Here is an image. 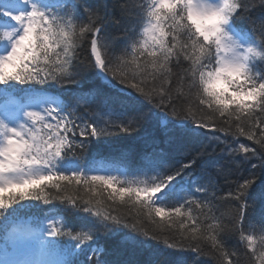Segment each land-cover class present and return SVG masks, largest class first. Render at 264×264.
<instances>
[{"label": "snow or ice", "instance_id": "snow-or-ice-1", "mask_svg": "<svg viewBox=\"0 0 264 264\" xmlns=\"http://www.w3.org/2000/svg\"><path fill=\"white\" fill-rule=\"evenodd\" d=\"M257 10L264 0H0V264H136L105 259L99 241L122 233L120 249L264 264V234H246L244 224L247 195L264 173ZM113 26L130 41L119 55L107 36ZM54 86L69 98L48 94ZM133 133L144 146L136 161L126 151L90 153L93 141ZM185 138L199 146L185 147ZM217 149L221 161L206 159ZM245 163L249 176L227 193L243 202L228 219L216 215L217 176ZM103 193L129 213L104 207ZM29 201L58 202L64 214L26 219ZM177 224L179 238L157 235ZM153 255L145 264H161Z\"/></svg>", "mask_w": 264, "mask_h": 264}, {"label": "trees", "instance_id": "trees-1", "mask_svg": "<svg viewBox=\"0 0 264 264\" xmlns=\"http://www.w3.org/2000/svg\"><path fill=\"white\" fill-rule=\"evenodd\" d=\"M103 0H89V3H101ZM119 15V13H116ZM254 16L264 15L260 10L253 13ZM236 24L240 28L248 29L250 27L247 20L244 19H237ZM139 31V30H137ZM107 36L110 40H113L116 46V54L119 55L120 50L128 43H130L128 37L124 35V29L122 27H110L107 29ZM173 82V88L177 87L175 82V78ZM54 92L58 93L60 97L64 100H67L69 89L67 88H60V87H52L50 88ZM137 133H133L130 137L125 136H112L107 138L106 142L102 141L97 143L95 141L92 142L90 145V153H97L100 157L112 159L115 158L120 152L126 151L129 154V159L136 161L139 159L140 154L144 151L143 144L137 139ZM217 136L223 137V133H215ZM212 133H209L207 137H202L200 143L207 142L210 139ZM230 144H233L234 138L228 137L227 138ZM239 144H244L249 147H257L252 141L246 139V137H239ZM185 147H198L199 144H193L187 138L183 141ZM239 144H234V146L239 147ZM223 147V145H220ZM170 151H172L170 149ZM183 153H178L175 156V159H179ZM242 155V154H241ZM206 159L210 161H221L222 157L219 154V149L217 152L210 157H206ZM252 163H258V161L253 160ZM250 164L245 163L240 167H236L235 165H227L225 172L217 176L216 182L218 185V199L215 201L216 206V215H224L225 219L230 218L232 214L235 213L237 207L243 201H237L232 197H229L227 193L229 191L234 190L235 183L237 181L242 182L244 178L249 176ZM82 194V193H81ZM91 195V193H89ZM102 199L104 200V207L111 206L112 208L116 209L117 215L126 216L129 211L131 210L129 206H121L119 203L113 204L111 201L107 200V193L102 194ZM247 202L248 207L246 208V216L244 220L245 227L248 228V232L246 234H253L257 238L264 234V227L261 226V222L264 221V173L260 174L255 183L252 185L248 195H247ZM28 204L36 205L30 209L26 210L25 217H31L32 214L36 213L39 218H43L45 214L48 216L53 215V217H59L64 214L65 206L59 204L58 202H54L53 205L44 206L38 205L37 202H25ZM250 222V223H249ZM143 227L149 229L150 231L153 229V225L144 221ZM181 230L179 229V224L175 226V230H169L164 233H157L160 236L161 240L165 237L171 239L173 237L179 238ZM125 233H122L121 236H118L113 239H106L101 240L99 243L104 246L106 249V256L105 259L110 261L114 260H131L135 261L136 264H145L150 258V254L154 253L152 258L158 260L163 264L164 261L168 259L174 258H182L186 264H192L193 261V254L188 251L180 252L176 250L174 253L169 254L167 251L161 252L157 248L142 250L139 248H127V249H120L118 247V240L122 238ZM230 245L237 244V238L233 236L229 239ZM257 245H259V239H257ZM163 247V245H161ZM239 247V246H238ZM264 249V246L258 247V251ZM242 252L244 251L243 248L240 249ZM196 260H199L200 264H210V257L208 256H200L195 257ZM244 260L247 257L243 258Z\"/></svg>", "mask_w": 264, "mask_h": 264}, {"label": "rangeland", "instance_id": "rangeland-1", "mask_svg": "<svg viewBox=\"0 0 264 264\" xmlns=\"http://www.w3.org/2000/svg\"><path fill=\"white\" fill-rule=\"evenodd\" d=\"M49 94V93H48ZM51 95V94H50Z\"/></svg>", "mask_w": 264, "mask_h": 264}]
</instances>
